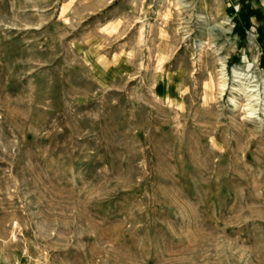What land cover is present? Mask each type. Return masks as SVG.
Wrapping results in <instances>:
<instances>
[{"label":"rangeland","instance_id":"1","mask_svg":"<svg viewBox=\"0 0 264 264\" xmlns=\"http://www.w3.org/2000/svg\"><path fill=\"white\" fill-rule=\"evenodd\" d=\"M264 0H0V264H264Z\"/></svg>","mask_w":264,"mask_h":264},{"label":"trees","instance_id":"2","mask_svg":"<svg viewBox=\"0 0 264 264\" xmlns=\"http://www.w3.org/2000/svg\"><path fill=\"white\" fill-rule=\"evenodd\" d=\"M261 64L264 66V57L261 58Z\"/></svg>","mask_w":264,"mask_h":264}]
</instances>
